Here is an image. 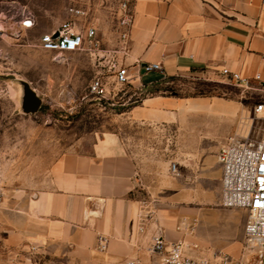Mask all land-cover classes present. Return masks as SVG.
<instances>
[{
    "label": "crops",
    "instance_id": "crops-1",
    "mask_svg": "<svg viewBox=\"0 0 264 264\" xmlns=\"http://www.w3.org/2000/svg\"><path fill=\"white\" fill-rule=\"evenodd\" d=\"M130 8L120 62L131 72L161 68L140 72L131 86L143 94L113 127L33 158L4 192L0 264H160L146 250L154 233L182 240L190 255L264 264L245 247L248 211L221 203L219 151L252 118L237 98L163 90L178 76L220 79L222 67L264 82V0H132ZM142 200L153 213L140 233Z\"/></svg>",
    "mask_w": 264,
    "mask_h": 264
},
{
    "label": "rangeland",
    "instance_id": "rangeland-1",
    "mask_svg": "<svg viewBox=\"0 0 264 264\" xmlns=\"http://www.w3.org/2000/svg\"><path fill=\"white\" fill-rule=\"evenodd\" d=\"M126 1L0 0V198L20 182L21 172L33 158L56 156L79 139L110 129L114 115L143 94L138 87L121 86L113 79L112 63L120 62L123 51L119 19ZM72 8L79 9V15H73ZM64 21L79 31L94 26L93 43L72 52L43 50L40 35ZM96 78L106 87L104 97L88 91ZM25 86L41 100L34 112L24 111ZM163 88L180 96L237 98L245 117L252 118L251 130L244 135L260 137L264 117L256 115L253 107L264 93L179 76Z\"/></svg>",
    "mask_w": 264,
    "mask_h": 264
},
{
    "label": "built area",
    "instance_id": "built-area-1",
    "mask_svg": "<svg viewBox=\"0 0 264 264\" xmlns=\"http://www.w3.org/2000/svg\"><path fill=\"white\" fill-rule=\"evenodd\" d=\"M131 1L123 3V12L119 19L120 39L125 41L129 36L132 23ZM73 15H79V9H71ZM30 24L31 20L27 19ZM96 36L94 26L79 31L70 21L62 22L58 27L44 32L39 37V46L46 51H78L93 43ZM113 79L121 86L131 85L139 77L140 72L159 70L158 63L150 62L138 64L139 71H130L121 62L114 61ZM218 75L220 79L203 78L208 81H220L232 84L243 91L254 90L264 93V82L260 73L252 76L243 75L237 71L222 67ZM90 94L104 97L106 87L100 78L92 80L88 86ZM253 111L256 115L264 117V98L255 102ZM218 160L222 166L221 175V203L226 207H240L248 211L244 226L245 247L254 250L257 258L264 260V133L259 137L249 134L240 137H230L228 142L220 149ZM171 171L176 173L175 162L171 163ZM153 210L147 206L145 200L141 201V209L137 214V230L145 232L146 222ZM99 245L104 248L106 241L99 237ZM34 248V247H32ZM146 250L149 254L157 255L160 264H242L225 253L213 256H194L187 252V244L182 240L168 242L159 233L150 236ZM121 264H137L136 259H125Z\"/></svg>",
    "mask_w": 264,
    "mask_h": 264
},
{
    "label": "water",
    "instance_id": "water-1",
    "mask_svg": "<svg viewBox=\"0 0 264 264\" xmlns=\"http://www.w3.org/2000/svg\"><path fill=\"white\" fill-rule=\"evenodd\" d=\"M41 100L35 91L29 86H25V97L23 100V108L25 112H34L40 107Z\"/></svg>",
    "mask_w": 264,
    "mask_h": 264
},
{
    "label": "trees",
    "instance_id": "trees-1",
    "mask_svg": "<svg viewBox=\"0 0 264 264\" xmlns=\"http://www.w3.org/2000/svg\"><path fill=\"white\" fill-rule=\"evenodd\" d=\"M163 90H165V89H163Z\"/></svg>",
    "mask_w": 264,
    "mask_h": 264
}]
</instances>
